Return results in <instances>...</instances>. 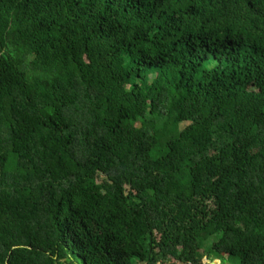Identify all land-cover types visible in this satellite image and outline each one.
Masks as SVG:
<instances>
[{"label":"trees","instance_id":"16d2710c","mask_svg":"<svg viewBox=\"0 0 264 264\" xmlns=\"http://www.w3.org/2000/svg\"><path fill=\"white\" fill-rule=\"evenodd\" d=\"M232 258L264 264V0H0V264Z\"/></svg>","mask_w":264,"mask_h":264},{"label":"rangeland","instance_id":"374dc122","mask_svg":"<svg viewBox=\"0 0 264 264\" xmlns=\"http://www.w3.org/2000/svg\"><path fill=\"white\" fill-rule=\"evenodd\" d=\"M186 124H187V122H182V123L180 124V127L182 128V127H184ZM214 239H215V237L212 238V240H214ZM230 261H231V262H230ZM230 261L223 263V262L220 261V260H215V261H208V264H238L235 260H233V258H232V260H230Z\"/></svg>","mask_w":264,"mask_h":264}]
</instances>
